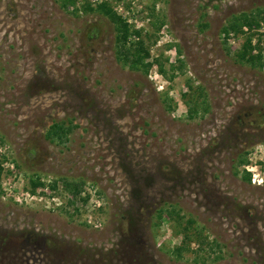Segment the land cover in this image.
I'll return each mask as SVG.
<instances>
[{
	"label": "rangeland",
	"instance_id": "374dc122",
	"mask_svg": "<svg viewBox=\"0 0 264 264\" xmlns=\"http://www.w3.org/2000/svg\"><path fill=\"white\" fill-rule=\"evenodd\" d=\"M102 2L165 74L117 59L114 25L84 12ZM59 4L0 0V264H264V25L221 34L264 0ZM248 36L260 66L237 58ZM183 93L207 112L189 118ZM188 220L203 244L177 258Z\"/></svg>",
	"mask_w": 264,
	"mask_h": 264
},
{
	"label": "trees",
	"instance_id": "16d2710c",
	"mask_svg": "<svg viewBox=\"0 0 264 264\" xmlns=\"http://www.w3.org/2000/svg\"><path fill=\"white\" fill-rule=\"evenodd\" d=\"M59 5L62 9H66L69 5H73L76 0H58ZM85 13H98L104 17H106L113 25L115 29V43H116V55L117 59L123 63L124 65H127L130 69L135 71H141L143 74L147 75L149 68L152 66V64H158V71L161 74L164 73L163 64L158 61L157 59L153 58L152 62H148L150 59L149 50L144 44V41L140 39V32L137 30L130 31L128 28V25L119 17L117 16L113 9L105 2H102L98 4L95 8H91L89 5L85 6L84 8ZM260 24L264 25V12L262 15L252 16L248 14H239L237 16H233L230 18L226 25L222 28L221 34L224 36V44L226 43V38L232 34V35H238L242 32L243 28H247L249 31L257 28ZM163 25L160 23L156 27V30L158 31L160 29V26ZM134 38V43L128 45V41L130 37ZM251 37L248 36L244 43L242 44L239 52L237 53V58L240 62H244L246 64H249L251 66L261 65L259 62L261 60V53L260 51L256 54L253 53L254 47L251 44ZM167 47H170L168 45ZM188 90H192L190 85H187ZM188 94L183 93L181 95L184 104L187 107V113L189 118L198 117L199 113L205 114L208 110V106L206 104V101L202 99L200 101V98H196L191 96L189 99H187ZM164 100V99H163ZM164 107L168 113H171L174 109V105L171 101H164ZM73 125H67L62 122L60 123H53L51 124L48 129L45 132V139L48 140L51 143H58L63 144L64 141L67 139V136L72 131ZM246 160L245 158H240L238 161V165H245ZM1 171V170H0ZM242 179L250 183V174L243 171V177ZM41 182L38 180H31L30 186L32 190H35L37 187L41 186ZM55 185H52V188H54ZM63 187L66 191H68L72 196L75 198L79 196V186L75 183H68L64 182ZM82 201H85L83 198ZM163 213V211L159 210L158 219H161L160 214ZM171 213V212H170ZM169 214V212H168ZM170 215V214H169ZM172 216V215H171ZM176 220L179 222L182 220V216H179V214H175ZM187 227H184L182 229L184 233V242L181 244V246L175 247L173 250L174 255L177 258L181 257V254L184 251H188L189 243L191 241L199 242L200 244H203L201 232L195 233V239L193 236H190L187 234L188 230H190V227L194 224L193 220H188L186 222ZM198 241H197V240Z\"/></svg>",
	"mask_w": 264,
	"mask_h": 264
},
{
	"label": "built area",
	"instance_id": "2783aa9c",
	"mask_svg": "<svg viewBox=\"0 0 264 264\" xmlns=\"http://www.w3.org/2000/svg\"><path fill=\"white\" fill-rule=\"evenodd\" d=\"M247 171H251L250 168L246 167ZM251 182L253 185L255 184H262L264 183V180L259 176V174H252Z\"/></svg>",
	"mask_w": 264,
	"mask_h": 264
}]
</instances>
